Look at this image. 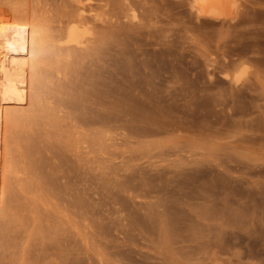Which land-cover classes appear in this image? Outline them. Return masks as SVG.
<instances>
[{"label": "rangeland", "instance_id": "obj_1", "mask_svg": "<svg viewBox=\"0 0 264 264\" xmlns=\"http://www.w3.org/2000/svg\"><path fill=\"white\" fill-rule=\"evenodd\" d=\"M86 2L81 58L49 45L68 0H0V32L22 42L15 68L0 52V264H264V0L230 21L190 0ZM122 99L163 128L139 137Z\"/></svg>", "mask_w": 264, "mask_h": 264}, {"label": "bare ground", "instance_id": "obj_2", "mask_svg": "<svg viewBox=\"0 0 264 264\" xmlns=\"http://www.w3.org/2000/svg\"><path fill=\"white\" fill-rule=\"evenodd\" d=\"M66 1V0H65ZM89 1V0H88ZM87 1V2H88ZM158 1V0H157ZM168 1V0H167ZM170 1V0H169ZM84 2H86L85 0H84ZM83 2V0H68V3L67 4H65V5H63L62 4V6H64V8H62L61 9V14H60V12H59V15L60 16H62V19H59V21L58 22H60V24H62V27H61V29H60V34H59V32H58V34L60 35L59 37H64V39L63 38H61L62 40H60L59 38H57L58 37V34H53L52 36L54 37V38H52V36H51V38H52V40H51V42H49V45L51 44L52 45V42H56V43H54L53 44V46L55 47V49L57 50V52H59V53H61V54H68V55H72L71 57H73V54L75 55V53H77V52H79V54H77L78 56H80L81 58H84L85 56H86V53L88 52H86V50L89 48L90 49V44L91 43H93L94 44V41H92V40H95V38H93V39H91V36L94 34L93 32L96 30V29H94L93 28V26H92V28L94 29V31H92V28H91V26H90V20H91V18H96L97 17V14L96 13H93L91 10L93 9L91 6H89V8L91 7L92 9L90 10V11H88L86 8V6H85V3ZM86 2V3H87ZM160 2V1H159ZM126 3V2H125ZM171 3H173V2H171ZM189 3V2H188ZM127 4V3H126ZM175 4V3H174ZM190 9H192V10H194L193 12L195 13V15L198 17V18H213V19H217V20H226V21H230V20H232V19H234L235 17L237 18V14H238V7H239V0H190ZM87 5H89V4H87ZM61 6V7H62ZM94 6V5H93ZM159 7V6H158ZM180 7V6H179ZM130 8V7H129ZM132 8V7H131ZM181 8V7H180ZM183 8V7H182ZM134 10V9H133ZM23 11V10H22ZM94 11H95V9H94ZM163 11H165V10H163ZM184 11V10H183ZM97 12V11H96ZM128 12V11H127ZM126 12V13H127ZM132 12V11H131ZM134 12V11H133ZM172 12V11H171ZM179 12V11H178ZM164 13H166L165 15H167V12H164ZM185 13V12H184ZM58 14V13H57ZM16 15V14H15ZM128 15V14H127ZM133 15V14H132ZM21 16V15H20ZM32 16V15H31ZM99 16V15H98ZM100 16H101V14H100ZM99 16V17H100ZM123 16V15H122ZM134 16H135V14H134ZM23 17V16H22ZM196 17V18H197ZM17 18V17H16ZM61 18V17H60ZM197 18V19H198ZM22 19V18H21ZM243 19V18H242ZM255 19V18H254ZM18 20V19H17ZM25 20H26V16H25ZM34 20V19H33ZM7 21V20H6ZM32 21V20H31ZM93 21V20H92ZM95 21V20H94ZM196 21V20H195ZM26 22V21H25ZM16 23V22H15ZM149 23V22H148ZM147 23V24H148ZM59 24V25H60ZM114 24V23H113ZM124 24V23H123ZM128 24H131V22L130 23H128ZM133 24V23H132ZM155 24V23H154ZM157 24V23H156ZM31 25V24H30ZM46 25V24H45ZM97 25V24H96ZM126 25V24H125ZM140 25V24H139ZM139 25H136V26H134L133 28L135 29V27L136 28H141L142 29V25H144V24H142L141 26H139ZM149 25V24H148ZM153 25V24H152ZM236 25V24H235ZM241 25V24H240ZM11 26V25H10ZM32 26V25H31ZM41 26V25H40ZM95 26V25H94ZM157 26V25H156ZM161 26V25H160ZM185 26V25H184ZM1 27V26H0ZM23 27V26H22ZM47 27V26H46ZM98 27V26H97ZM144 27H145V25H144ZM151 27H153V26H151ZM159 27V26H158ZM163 27V26H162ZM18 28H20V27H18ZM29 28V27H28ZM33 28V27H32ZM126 28V27H125ZM128 28H130L131 29V27H128ZM165 28V27H164ZM185 28V27H184ZM189 28H190V26H189ZM1 29V28H0ZM6 29V28H5ZM47 29H49V28H47ZM55 29V28H54ZM99 29V28H98ZM146 29V28H145ZM161 29V28H160ZM166 29V28H165ZM196 29V28H195ZM14 30H15V28H14ZM30 30V29H29ZM117 30V29H116ZM132 30V29H131ZM137 30V29H136ZM164 30V29H163ZM167 30V29H166ZM198 30V29H197ZM20 31V30H19ZM49 31V30H48ZM127 31V30H126ZM154 31V30H153ZM152 31V32H153ZM207 31V30H206ZM8 32H10V31H8ZM44 32V33H43ZM42 33L44 34V35H42L41 34V32H40V35H42L43 37H45V35L47 34V32L46 31H43ZM45 32H46V34H45ZM103 33H104V31H102ZM143 32V31H142ZM164 32V31H163ZM167 32V31H166ZM165 32V33H166ZM239 32V31H238ZM241 32V31H240ZM25 33V32H24ZM126 33V32H125ZM151 33V32H150ZM156 33H157V30H156ZM224 33V32H223ZM0 34L2 35L1 37H2V39L0 38V52L3 50V48L4 49H7V51H6V53H5V57L3 58L4 60L2 61V63L4 62H6V66H9V67H11V68H15L16 67V63L18 62L17 60H19L18 58H16V56L14 55V51H15V49L16 48H10L11 47V45H13V44H11L10 43V40H9V37L10 38H14L13 40H12V42H14V44H16V47L18 46V50H20L21 48L19 47V46H22V42H21V39H19V40H17V38H15L14 36L12 37V35L11 36H9V34L7 35V36H5L4 34L5 33H1L0 32ZM28 34V33H27ZM27 34H26V36H27ZM52 33L51 32H49V35H51ZM163 34V33H162ZM161 34V35H162ZM225 34V33H224ZM244 34V33H243ZM246 34V33H245ZM38 35H39V33H38ZM38 35H36V37H38ZM48 35V36H49ZM54 35H56L57 37H55ZM61 35H63V36H61ZM151 35V34H150ZM153 35V34H152ZM155 35V34H154ZM153 35V36H154ZM166 35V34H165ZM220 35V34H219ZM3 36H5V37H8V40H9V42L7 43V38H4ZM29 36H31V35H29ZM32 36H34L33 34H32ZM42 36H40V38L42 37ZM95 36V35H94ZM157 36V35H156ZM158 36H159V34H158ZM240 36V35H239ZM242 36V35H241ZM155 37V36H154ZM160 37H165V36H160ZM243 37V36H242ZM28 37H26V39H27ZM40 38H38V39H40ZM166 38V37H165ZM245 38V37H244ZM30 39H31V41H35V40H32L33 38L32 37H30ZM37 39V40H38ZM42 40L44 39L45 40V38H41ZM50 39V38H49ZM162 39V38H161ZM160 39V40H161ZM239 39V38H238ZM4 40H6V41H4ZM17 40V41H16ZM29 40V39H28ZM47 42L48 41H50V40H48V37H47ZM159 40V41H160ZM235 40V39H234ZM2 41H4V43H5V47H3V42ZM99 41V44H98V46H100V43L102 44V42L104 43L106 40L104 39V38H102V39H100V40H98ZM127 41V40H126ZM145 41V40H144ZM163 40H161L160 42H162ZM165 41H167V40H165ZM242 41H244V40H242ZM250 41V40H249ZM257 41V40H256ZM28 42H30V40L28 41ZM32 42V44L34 45L35 44V42L33 43ZM46 42V43H47ZM235 42V41H234ZM237 42V41H236ZM251 42V41H250ZM18 43V44H17ZM37 43V42H36ZM45 43V44H46ZM169 43V42H168ZM253 43V42H252ZM258 43V42H257ZM7 44H9V45H7ZM21 44V45H20ZM158 44V43H157ZM160 44V43H159ZM163 44H165L164 43V41H163ZM245 44V43H244ZM97 45V44H96ZM47 46V45H46ZM52 46V48H54ZM180 46V45H179ZM13 47H14V45H13ZM37 48H38V46H36ZM158 47V46H157ZM176 47V46H175ZM226 47H227V45H226ZM50 49L49 48V46H47L46 48H43V49ZM97 48V47H96ZM95 48V49H96ZM254 48V47H253ZM54 49V50H55ZM126 49V48H125ZM161 49V48H160ZM17 50V54L16 55H19V52L22 50H20V51H18ZM36 50V49H35ZM91 50H92V48H91ZM127 50V49H126ZM5 51V50H4ZM37 51H39V50H37ZM51 51H53V49L51 50ZM97 51V50H96ZM225 51V50H224ZM22 52V51H21ZM40 52V51H39ZM45 52V51H44ZM37 53V52H36ZM41 53H43V52H41ZM49 53V52H48ZM59 53H58V55H59ZM119 53V52H118ZM146 53V52H145ZM160 53V52H159ZM175 53H176V51H175ZM226 53V52H225ZM21 54H23V53H21ZM52 54H54V53H52ZM120 54V53H119ZM158 54V53H157ZM166 54V53H165ZM179 54V53H178ZM238 54V53H237ZM88 55V54H87ZM184 55V54H183ZM226 55H228L227 53H226ZM1 56H3V55H1ZM24 56V55H23ZM23 56H22V58H23ZM26 56V55H25ZM51 56V55H50ZM154 56V55H153ZM18 57V56H17ZM19 57H20V55H19ZM101 58H102V56H100ZM164 57V56H163ZM178 57V56H177ZM177 57H176V59H177ZM230 57V56H229ZM6 58V59H5ZM53 58V57H52ZM100 58V59H101ZM113 58V57H112ZM253 58V57H252ZM161 59V58H160ZM53 60V59H52ZM60 60V59H59ZM170 60V59H169ZM175 60V59H174ZM178 60V59H177ZM242 60V59H241ZM256 60V59H255ZM258 60V59H257ZM40 61H41V59H40ZM39 61V62H40ZM55 61H57V60H55ZM134 62V61H133ZM212 62V61H211ZM226 62V61H225ZM231 62V61H230ZM239 62V61H238ZM66 63V62H65ZM113 63V62H112ZM164 63V62H163ZM171 63V62H170ZM223 63V62H222ZM50 64V63H49ZM68 64V63H67ZM138 64V63H137ZM1 65V64H0ZM74 65V64H73ZM155 65V64H154ZM169 65V64H168ZM176 65H178V64H176ZM211 65V64H210ZM238 65H241V64H238ZM47 66V65H46ZM46 66H44V67H46ZM67 66V65H66ZM170 66V65H169ZM59 67V65L57 66V68ZM61 67V66H60ZM141 67V66H140ZM228 67V66H227ZM226 67V68H227ZM30 68V67H29ZM54 68V67H53ZM57 68H56V70H57ZM214 68H215V66H214ZM219 68V67H218ZM221 68V67H220ZM43 69V68H42ZM60 69V68H59ZM62 69V68H61ZM65 69V68H64ZM69 69V68H68ZM67 69V70H68ZM3 70V69H2ZM11 70H13L14 71V69H11ZM44 70V69H43ZM55 70V69H54ZM211 70V69H210ZM27 71V70H26ZM59 71H61V70H59ZM171 71V70H170ZM29 72V71H28ZM38 72H39V70H38ZM51 72H54V71H52V69H51ZM57 72H58V70H57ZM57 72H55V73H57ZM41 73H43V72H41ZM50 73V72H49ZM53 74V73H52ZM83 74V73H82ZM50 75V74H49ZM111 75V74H110ZM24 76V75H23ZM54 77V76H53ZM41 79V78H40ZM75 79V78H74ZM81 79V78H80ZM147 79V78H146ZM15 80V79H14ZM24 80H26V79H24ZM110 80V79H109ZM137 80V79H136ZM33 81V80H32ZM128 81V80H127ZM159 81H161V80H159ZM7 82V81H6ZM80 82H82V80L80 81ZM87 82V81H86ZM125 82H126V80H125ZM133 82V81H132ZM66 83V82H65ZM102 83H103V81H102ZM136 83H137V81H136ZM139 83V82H138ZM143 83V82H142ZM5 84V83H4ZM10 85H11V83H9ZM18 84V83H17ZM93 84H94V82H93ZM129 84H131V83H129ZM134 84V83H133ZM152 84V83H151ZM163 84V83H162ZM9 85V86H10ZM80 85V84H79ZM108 85V84H107ZM137 85V84H136ZM140 85V84H139ZM143 85V84H142ZM157 85V84H156ZM12 86V85H11ZM29 86V85H28ZM69 86V85H68ZM73 86H75V85H73ZM78 86V85H77ZM135 86V85H134ZM5 87V86H4ZM80 87V86H79ZM106 87V86H105ZM138 87V86H137ZM12 88V87H11ZM19 88V87H18ZM17 88V89H18ZM120 88V87H119ZM135 88V87H134ZM139 88V87H138ZM56 89V88H55ZM100 89V88H99ZM98 89V90H99ZM158 89V88H157ZM30 90V89H29ZM79 90V89H78ZM82 90V89H81ZM97 90V91H98ZM105 90V89H104ZM143 90V89H142ZM141 90V91H142ZM151 90V89H150ZM84 91V90H83ZM95 91V90H94ZM102 91V90H101ZM109 91V90H108ZM132 91V90H131ZM137 91H140V90H137ZM160 91H162V90H160ZM24 92V91H23ZM53 92V91H52ZM124 92V91H123ZM127 92V91H126ZM17 93V92H16ZM28 93V92H27ZM106 93V92H105ZM108 93V92H107ZM112 93V92H111ZM166 93V92H165ZM21 94V93H20ZM25 94V93H24ZM60 94V93H59ZM109 94V97H110V92L108 93ZM122 94V93H121ZM120 94V95H121ZM127 94H129V95H131V97L134 95V93H133V91H132V94H130L129 92L127 93ZM127 94H125L124 95V93L122 94V96H124V98L123 99H125V97H127L126 95ZM138 94V93H137ZM151 93H149V95H150ZM23 95V94H22ZM118 95V94H117ZM120 95H119V97H120ZM151 95H153V94H151ZM168 95V94H167ZM17 96H18V94H17ZM21 96V95H20ZM30 96V95H29ZM32 96H33V94H32ZM44 96V95H43ZM48 96V95H47ZM67 96V95H66ZM97 96V95H96ZM114 96V95H113ZM137 97V96H136ZM147 97V96H146ZM55 98V97H54ZM54 98H51V99H53L54 100ZM66 98V97H65ZM69 98V97H68ZM145 98V97H144ZM67 99V98H66ZM121 99V98H120ZM122 99V101H124V104H122V107H121V109L118 111V112H120V113H116L117 114V116L116 117H118L117 119L119 120V121H122V122H127V124H128V122L129 123H134V122H138V121H140V122H142V123H145L144 125H150L151 123H152V121L153 120H155V119H152L153 117H155V115H153V114H158L157 113V111H154V110H152V111H154L152 114H151V111L150 110H148V105L146 104V106L148 107H143V108H139V109H137V106L135 105V104H130L129 103V98H128V100H123ZM135 99V98H134ZM149 99V98H148ZM152 99V98H151ZM23 100V99H22ZM70 100V99H69ZM109 100V99H108ZM133 100V99H132ZM138 99H136V101H137ZM158 100V99H157ZM37 101V100H36ZM56 101V100H55ZM75 101V100H74ZM111 101V100H110ZM114 101V100H113ZM149 101V100H148ZM167 101V100H166ZM82 102V101H81ZM134 102V101H133ZM138 102V101H137ZM143 102L144 101H142V103H139V104H142V105H144L143 104ZM150 102V101H149ZM162 102V101H161ZM35 103V102H34ZM68 103V102H67ZM84 103V102H83ZM121 103V102H120ZM135 103V102H134ZM33 104V103H32ZM71 104H72V102H71ZM156 103H154V105H155ZM159 104H160V102H159ZM76 105V104H75ZM33 106H34V104H33ZM32 106V107H33ZM51 106V105H50ZM40 107V106H39ZM43 107V106H42ZM74 107V106H73ZM56 108V107H55ZM59 108V107H58ZM78 108V107H77ZM112 108V107H111ZM89 109V108H88ZM155 109H157V108H155ZM107 110V109H106ZM114 110V109H113ZM116 110V109H115ZM162 110H163V107H162ZM51 111V110H50ZM116 111V112H117ZM161 111V110H160ZM166 111H167V109H166ZM54 112V111H53ZM58 112V111H57ZM77 113V112H76ZM83 113V112H82ZM113 113L115 114V112L113 111ZM55 114V113H54ZM109 114H111V112L109 113ZM160 114H162V113H160ZM165 114V112L163 113V115ZM100 115V114H99ZM101 115H107V114H101ZM100 115V116H101ZM150 115H151V117H150ZM168 115V114H167ZM83 116V115H82ZM99 116V117H100ZM114 115H112V117H113ZM114 116V118L116 119V117ZM158 116V115H157ZM170 116V115H169ZM168 116V118H170ZM97 117V116H96ZM98 117V118H99ZM103 117V116H102ZM106 117V116H105ZM108 117H111V115H109V116H107V118ZM163 117V116H162ZM76 118V117H75ZM94 118V116L92 117V119ZM98 118H95V121H96V119H98ZM106 118V120H107V122H108V120L109 119H107ZM114 118H112L111 120H113ZM156 118V117H155ZM160 118V117H159ZM88 119V118H87ZM100 119V118H99ZM98 119V120H99ZM103 119L105 120V118L103 117ZM116 119V120H117ZM149 119V120H148ZM151 119V120H150ZM74 120V119H73ZM105 120V121H106ZM170 120V119H169ZM168 120V121H169ZM78 121V120H77ZM149 121L151 122V123H149ZM171 121V120H170ZM79 122V121H78ZM101 122H103L102 121V119H101ZM106 122V123H107ZM121 122V123H122ZM149 124H148V123ZM83 123V122H82ZM87 123V122H86ZM105 122L103 123V124H106ZM119 123V122H118ZM120 123V124H121ZM153 123H154V121H153ZM157 123H158V121H156V123H154V125L152 124L151 125V127L149 126V129L150 128H154L156 125H157ZM175 123V122H174ZM173 123V124H174ZM96 124V123H95ZM111 124V123H110ZM125 124V123H124ZM137 124V123H136ZM156 124V125H155ZM162 124V123H161ZM161 124H160V126H161ZM92 125V124H91ZM94 125V124H93ZM100 125V124H99ZM102 125V124H101ZM115 125V124H114ZM126 125V124H125ZM144 125H143V128H138L137 127V131L135 132V131H132V132H134V133H139V135H140V133L142 134V135H140L139 137H141V136H143V135H146V134H149L150 133V131L152 130V129H145V127H144ZM159 125V124H158ZM163 126H164V124H162ZM75 126H76V124H75ZM95 126V125H94ZM97 126V125H96ZM96 126H95V128H96ZM118 126V125H117ZM128 126H129V124H128ZM152 126H154V127H152ZM89 127H92V126H89ZM100 127V126H99ZM121 127H126V126H121L120 125V128ZM136 127V126H135ZM146 127H148V126H146ZM102 128V127H101ZM114 128V127H113ZM116 128V127H115ZM156 128V127H155ZM158 128H159V131H160V129L161 128H163V127H158L157 126V130H158ZM172 128V127H171ZM89 129V128H88ZM93 129V128H92ZM98 129V128H97ZM128 129H130L129 127L126 129V130H128ZM131 129H135L134 127H132ZM156 129H153V130H155L156 132H157V130ZM165 129V128H164ZM86 130V129H85ZM90 130V129H89ZM100 130V129H99ZM112 130V129H111ZM120 130V129H119ZM122 130V132H123V135H125V133L127 134L126 136H128V134H130L129 133V131H128V133L126 132V130L125 131H123L124 129H121ZM175 130V129H174ZM87 131V130H86ZM94 131V130H93ZM98 131V130H97ZM91 132H92V130H91ZM101 132V131H100ZM103 132V131H102ZM115 132V131H114ZM117 132V131H116ZM154 132V131H153ZM137 133V134H138ZM80 134V133H79ZM92 134V133H91ZM98 134V133H97ZM132 134V133H131ZM152 134V133H151ZM150 134V135H151ZM111 136V135H110ZM115 136V135H114ZM126 136H125V138H126ZM131 136V135H130ZM133 136V135H132ZM136 136V135H135ZM135 136H133V137H135ZM149 136V135H148ZM78 137V136H77ZM100 137V136H99ZM145 137V136H144ZM86 138H87V136H86ZM86 138H84V139H86ZM117 138V137H116ZM143 138V137H142ZM127 139V138H126ZM93 140V139H92ZM100 140H102V139H100ZM125 140V139H124ZM95 141V140H94ZM115 141V140H114ZM127 141V140H126ZM129 141H131V140H129ZM138 141V140H137ZM144 141V140H143ZM92 142V141H91ZM125 142V141H124ZM102 143H103V141H102ZM90 144H92V143H90ZM99 144V143H98ZM115 144V143H114ZM130 144H131V142H130ZM97 145V144H96ZM109 146V145H108ZM120 146V145H119ZM100 147V146H99ZM117 147H118V145H117ZM97 150V149H96ZM102 150V149H101ZM104 151V150H103ZM198 162V161H197ZM122 164V163H121ZM124 166V165H123ZM198 167V166H197ZM122 170V169H121ZM119 172V171H118ZM123 172V171H122ZM144 172V171H143ZM162 173H164V172H162ZM115 174V173H114ZM123 174V173H122ZM160 174V173H159ZM170 174V173H169ZM139 175V174H138ZM145 175V174H144ZM96 176V175H95ZM140 176V175H139ZM146 176V175H145ZM156 177V176H155ZM120 178V177H119ZM142 178V177H141ZM158 178V177H157ZM176 178V177H175ZM94 179V178H93ZM135 179V178H134ZM137 179H138V177H137ZM154 179V178H153ZM164 179V178H163ZM177 179V178H176ZM95 180V179H94ZM121 180V179H120ZM129 180V179H128ZM155 180V179H154ZM161 180V179H160ZM159 180V181H160ZM116 181V180H115ZM115 181H113V182H115ZM130 181V180H129ZM146 181V180H145ZM144 181V182H145ZM179 181V180H178ZM122 182V181H121ZM117 183V182H116ZM136 183V182H135ZM143 183V182H142ZM147 183V182H146ZM145 183V184H146ZM151 183V182H150ZM178 183V182H177ZM89 184V183H88ZM96 184V183H95ZM126 184V183H125ZM129 184V183H128ZM128 184H127V186H128ZM131 184V183H130ZM141 184V183H140ZM152 184V183H151ZM158 184V183H157ZM170 184V183H169ZM175 184V183H174ZM94 186V185H93ZM118 186V185H117ZM130 186V185H129ZM128 186V187H129ZM148 186V185H147ZM166 187V186H165ZM117 188V187H116ZM119 188V187H118ZM126 188V187H125ZM142 188V187H141ZM145 188V187H144ZM154 188V187H153ZM133 189H135V188H133ZM97 190H99V189H97ZM124 190V189H123ZM140 190V189H139ZM160 190V189H159ZM179 190V189H178ZM101 192V191H100ZM135 192V191H134ZM133 192V193H134ZM182 192V191H181ZM184 193V192H183ZM131 194V193H130ZM129 195V194H128ZM166 195V194H165ZM179 195V194H178ZM119 197V196H118ZM130 197V196H129ZM123 198V197H122ZM181 198V197H180ZM80 199V198H79ZM125 199H127V198H125ZM172 199H174V198H172ZM125 201V200H124ZM128 201V200H127ZM120 202V201H119ZM84 203V202H83ZM89 204V203H88ZM127 204V203H126ZM80 205V204H79ZM82 205V204H81ZM92 206V205H91ZM122 207V206H121ZM130 207H131V205H130ZM129 207V208H130ZM172 207V206H171ZM88 208V207H87ZM92 208V207H91ZM124 208V207H123ZM126 210V209H125ZM129 210V209H128ZM167 210V209H166ZM87 211V210H86ZM109 211V210H108ZM158 212V211H157ZM87 213V212H86ZM90 213V212H89ZM153 213V212H152ZM156 213V212H155ZM169 213H170V211H169ZM173 213V212H172ZM137 214V213H136ZM147 214V213H146ZM128 216V215H127ZM126 217V216H125ZM129 217V216H128ZM152 217V216H151ZM154 217V216H153ZM137 218V217H136ZM135 218V219H136ZM156 218H157V216H156ZM143 219H145V218H143ZM147 219V218H146ZM174 219V218H173ZM132 220V219H131ZM139 220V219H138ZM154 220V219H153ZM156 220V219H155ZM154 220V221H155ZM168 220V219H167ZM170 220H171V218H170ZM142 221V220H141ZM158 221V220H157ZM173 221V220H172ZM135 222V221H134ZM137 222H140V221H137ZM150 222L149 221V219L148 220H146V225H147V227L149 226L150 227V223L148 224V223ZM156 222V221H155ZM164 222V221H163ZM162 222V223H163ZM131 223V222H130ZM143 223V222H142ZM158 223V222H157ZM172 222L170 221V224H171ZM131 224H133V223H131ZM138 224H140V223H138ZM169 224V223H168ZM173 224V223H172ZM143 225V224H142ZM141 225V226H142ZM146 225L144 224L143 225V228H145L146 227ZM104 226V225H103ZM103 226H102V228H103ZM145 226V227H144ZM155 226L157 227V224H155ZM154 226V227H155ZM168 226V225H167ZM173 227H174V224L172 225ZM137 227V226H136ZM139 227V226H138ZM137 227V228H138ZM146 227V228H147ZM148 227V228H149ZM152 227V226H151ZM164 228H165V226H163ZM169 227H170V225H169ZM106 228V227H105ZM104 228V229H105ZM123 228V227H122ZM141 228V227H140ZM142 228V229H143ZM147 228V229H148ZM126 229V228H125ZM129 230V229H128ZM152 230V229H151ZM171 230H172V228H171ZM166 231V230H165ZM176 231V230H175ZM132 232V231H131ZM130 232V233H131ZM141 232V231H140ZM144 232V231H143ZM172 232V231H171ZM151 233V232H150ZM167 233H168V231H167ZM145 234V233H144ZM175 234V233H174ZM124 235V234H123ZM128 235V234H127ZM131 235H129V237H130ZM170 236V235H169ZM135 237V236H134ZM126 238V237H125ZM170 238H171V236H170ZM173 238V237H172ZM130 239V238H129ZM134 241V240H133ZM129 242V241H128ZM125 251V250H124ZM126 254H127V252H126Z\"/></svg>", "mask_w": 264, "mask_h": 264}]
</instances>
